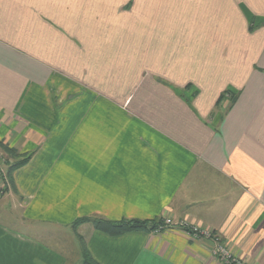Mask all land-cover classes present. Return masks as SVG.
Segmentation results:
<instances>
[{"label": "crops", "instance_id": "0c3cea01", "mask_svg": "<svg viewBox=\"0 0 264 264\" xmlns=\"http://www.w3.org/2000/svg\"><path fill=\"white\" fill-rule=\"evenodd\" d=\"M0 141V264H264V0H0Z\"/></svg>", "mask_w": 264, "mask_h": 264}, {"label": "trees", "instance_id": "16d2710c", "mask_svg": "<svg viewBox=\"0 0 264 264\" xmlns=\"http://www.w3.org/2000/svg\"><path fill=\"white\" fill-rule=\"evenodd\" d=\"M225 95L229 96L231 103L235 100L236 96L234 94H230V92L229 93L227 92ZM0 150L6 156H10V157L16 156V151L12 148H9L2 141H0ZM28 159H29V156H24V158L20 160L18 163L8 165L6 172H5V180H6L7 186L10 189H13V182H12V177H11L13 171L25 165ZM84 223H90L95 230L102 232L104 234H107L109 236H112V237L120 236L125 233H131V232L152 233V232L160 231L162 228L165 227L163 220L158 221V222L154 220L153 221H143V220H136V219H123L120 221H111V220H105L101 218L99 219L79 218L71 224L70 229L72 233L74 234L75 238L77 239V241L79 242L81 257H82V264H98L90 256L82 237H80L76 232L78 226Z\"/></svg>", "mask_w": 264, "mask_h": 264}, {"label": "built area", "instance_id": "2783aa9c", "mask_svg": "<svg viewBox=\"0 0 264 264\" xmlns=\"http://www.w3.org/2000/svg\"><path fill=\"white\" fill-rule=\"evenodd\" d=\"M2 152L0 150V157ZM1 163V162H0ZM1 177V173H0ZM5 178V175L2 176ZM164 225L165 226H170L172 225V222L170 219H165L164 220ZM181 227H184L185 230L187 231L190 236H194L196 238H203V239H209L213 241V248L211 250V254L221 263V264H248L246 261L240 260L236 258L228 247L224 245L220 239L213 233L207 231V230H202L197 227H188L183 224H181Z\"/></svg>", "mask_w": 264, "mask_h": 264}, {"label": "rangeland", "instance_id": "374dc122", "mask_svg": "<svg viewBox=\"0 0 264 264\" xmlns=\"http://www.w3.org/2000/svg\"><path fill=\"white\" fill-rule=\"evenodd\" d=\"M1 155L2 156L0 157V162H1L0 163V173H1V177H0V195L4 193L5 189H7L6 180H5V178L2 177V176L5 175V173H4L5 172L4 171L5 167L3 165L4 164V155L3 154H1ZM10 221H11V218L6 220V222H8V223H10ZM32 233L35 234V232H32ZM60 236H61L60 237L61 239L66 240L68 242L67 243V247L68 248L69 247H74V245L72 243V240H71V239H73V236H72V234L70 232L68 233V231H67V233H61Z\"/></svg>", "mask_w": 264, "mask_h": 264}]
</instances>
